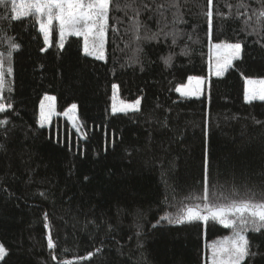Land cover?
<instances>
[{"label": "trees", "instance_id": "obj_1", "mask_svg": "<svg viewBox=\"0 0 264 264\" xmlns=\"http://www.w3.org/2000/svg\"><path fill=\"white\" fill-rule=\"evenodd\" d=\"M237 2L214 0L224 17L214 15L209 41L206 0H187L183 38L139 41L141 63L131 61L137 42L124 31L123 12L114 13L124 22L110 27L105 62L83 54L82 37H68L61 49L56 27L49 47L31 17L13 20L10 4L0 5L5 68L9 41L20 46L3 94L13 110L0 113L11 121L6 134L0 126V243L8 250L0 264H204L207 245L231 235L218 222L161 217L202 193L206 160L213 193L217 185L242 193L264 187V102L244 100L246 78H264V40L241 31ZM147 15L141 19L157 31V17ZM238 41L243 58L210 79L203 98L179 97L174 89L189 76L208 77L210 43ZM113 84L121 100L141 99L140 111L112 114ZM45 95L56 97L59 114L77 105L84 139L60 117L40 127ZM248 237L264 253V233ZM253 264H264V255Z\"/></svg>", "mask_w": 264, "mask_h": 264}, {"label": "snow or ice", "instance_id": "obj_2", "mask_svg": "<svg viewBox=\"0 0 264 264\" xmlns=\"http://www.w3.org/2000/svg\"><path fill=\"white\" fill-rule=\"evenodd\" d=\"M187 0H0V5L11 6L12 19L19 21L31 17L38 25L39 32L43 34L44 41L49 47L52 46L53 28H58L59 47L64 48L66 37H82L83 54L94 57L96 60L107 62L105 55L107 36L110 27L113 31L119 29L113 27L115 24H122L123 20H117L114 13L123 12L124 18L128 21V26L124 29L125 33L131 32L134 41L137 42V55L131 58L132 63H141L139 53L142 48L138 46L141 40L167 41L171 39L172 45L184 36L183 30L179 25L186 23L184 20V8ZM256 7L253 8L252 5ZM230 8L232 6H229ZM235 18H243V28L248 36L255 35L257 39L253 43L264 40V0H238L235 4ZM147 15L151 20L157 17V31L153 32L145 23L142 16ZM171 15L169 20L168 15ZM231 14V13H230ZM204 15L208 24V40H212V26L214 15L221 18L224 13L214 12V0H206V10ZM110 21L112 22L110 25ZM191 39V37H189ZM19 44L13 40L9 41V51L7 53L8 66L5 68V56L0 53V113L7 114L13 110L11 102H3V94L6 85L11 91L10 83L6 80V75L11 76L13 67L11 66L13 52L19 49ZM47 51L46 48L41 49ZM244 43H210L209 45V70L215 64L217 76L223 74L228 68L232 67L233 61L242 59ZM182 54L187 55L185 50ZM173 54L164 58V63L171 66ZM204 82L203 77L189 76L187 84H181L174 90L182 96L202 94L200 85ZM244 99L251 104L253 101H264V78L245 80ZM112 112H138L140 111L141 99H136L132 103L123 100L117 102V92L119 85L113 84ZM55 96L45 95L40 103V127L43 128L51 122L54 115H58L55 108ZM47 102V103H45ZM77 105L73 103L65 116L73 120L74 126L76 117L69 115L75 113ZM10 119L0 120V126L4 127L7 133V125ZM4 145H0L3 148ZM87 179V177H85ZM189 203L180 201L174 216H163L162 220L169 223L182 224L187 222H203V226L218 222L225 228L231 229V235L222 240L213 241L207 245L208 251L204 264H253L256 256L264 255L253 251L248 233H264V187L260 191L248 189L243 193L236 189L225 190L224 186L217 185L215 193L210 188L209 164L205 161V175L201 194H192L188 198ZM47 219V214H45ZM155 227V225H153ZM47 247L55 251L57 244L54 242L51 231L47 236ZM97 252L100 249H96ZM8 254L3 243H0V261L4 260ZM93 253H88L91 258ZM55 260L56 256L52 255ZM63 264H73L66 260Z\"/></svg>", "mask_w": 264, "mask_h": 264}, {"label": "rangeland", "instance_id": "obj_3", "mask_svg": "<svg viewBox=\"0 0 264 264\" xmlns=\"http://www.w3.org/2000/svg\"><path fill=\"white\" fill-rule=\"evenodd\" d=\"M68 37H66V39H67ZM65 39V40H66ZM107 45V44H106ZM105 55H106V52H105ZM91 57V56H90ZM93 59H94V57H92ZM101 61V60H100ZM234 62V61H233ZM229 69V68H228ZM227 69V70H228ZM227 70L223 73V74H221V75H219V76H217L216 75V73H215V64H214V62H213V68H212V70H211V72L209 73V75H208V77L206 78V77H203L204 78V82L200 85V88H201V91H202V94H200V95H188V96H182L179 92H177L178 93V95H179V97L181 98V99H183V98H186V99H191V100H193V99H201V98H203L204 97V95L206 94V91H205V89H206V86L208 85V83L210 82V79H212V78H214V77H223L224 75H225V73L227 72ZM258 79H260V78H258ZM188 81V80H187ZM188 83V82H187ZM186 83V84H187ZM245 87H246V84H245ZM121 99L119 98V95H118V92H117V102H119ZM245 100V99H244ZM43 101V100H42ZM246 102V101H245ZM253 102H264V101H259V100H257V101H253ZM252 102V103H253ZM45 103H47V102H45ZM126 103H132V102H126ZM247 103V102H246ZM248 104V103H247ZM111 106H112V104H111ZM140 107H141V105H140ZM55 108H56V100H55ZM39 109H40V107H39ZM67 111V110H66ZM56 112L58 113V110H57V108H56ZM111 113L112 114H114V115H118V114H129V113H135V112H133V111H129V112H117V113H113L112 112V108H111ZM70 116L71 115H74L77 119H76V121H75V126H74V122H73V120H71V119H69V117L68 116H65L64 115V113L63 114H59L58 113V115H54L52 118H51V122L50 123H47L46 125H45V127H50L51 125H52V123L54 122V120L56 119V118H61V119H63V120H67L68 122H69V124H70V126L72 127V129H75L78 133H79V135H80V137L82 138V139H84L85 137H86V134H85V132H84V130H83V128H82V126H81V121H80V118H79V110H78V107H77V109H76V112L75 113H70L69 114ZM38 120L40 121V111H39V115H38ZM40 125V124H39Z\"/></svg>", "mask_w": 264, "mask_h": 264}]
</instances>
